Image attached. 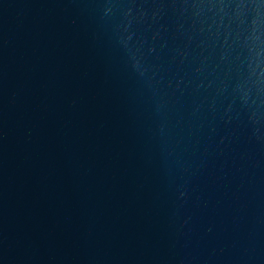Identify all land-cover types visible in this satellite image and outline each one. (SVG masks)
Here are the masks:
<instances>
[{
  "label": "water",
  "instance_id": "95a60500",
  "mask_svg": "<svg viewBox=\"0 0 264 264\" xmlns=\"http://www.w3.org/2000/svg\"><path fill=\"white\" fill-rule=\"evenodd\" d=\"M0 264H264V0H0Z\"/></svg>",
  "mask_w": 264,
  "mask_h": 264
}]
</instances>
